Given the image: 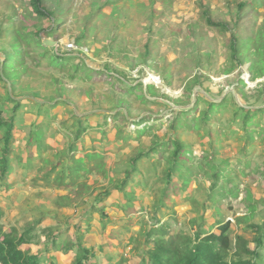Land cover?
Masks as SVG:
<instances>
[{"label": "rangeland", "instance_id": "rangeland-1", "mask_svg": "<svg viewBox=\"0 0 264 264\" xmlns=\"http://www.w3.org/2000/svg\"><path fill=\"white\" fill-rule=\"evenodd\" d=\"M198 1L43 0L51 17L37 24L54 29L57 41L53 52L69 57L64 68L59 69L49 63L48 56L40 55L42 49L20 29L36 20L30 0H0V63L3 52L14 47L24 54L19 74H11L15 78L13 89L0 76V98L4 100L0 104V120L14 116L15 124L10 155L12 173L7 178L8 188L0 192L5 214L2 223L6 227L18 222L23 229L31 228L39 243L30 246V250L47 251L51 241L42 231L51 228L62 237L67 231L73 242L78 233L84 234L83 245L93 250L97 264H116L120 260L121 264H142L145 234L151 228L163 225L169 234H193L197 230L217 233L218 219L229 220L232 240L236 235L251 240L252 234L236 218L246 216L249 222L256 223L263 219L264 113L242 128L237 121L230 123L233 115L229 109H221L208 122L211 139L205 132L184 129L181 139L195 164L186 183L179 175L172 179L175 193L164 192L168 183L160 174L167 163L156 153L142 159L123 191L118 189L128 171L129 157L137 149L147 152L153 142L164 144L172 137V130L165 125L172 110L192 107L201 95L215 103L233 96L245 108L264 107V94L260 93L264 77L250 80L248 70L250 61L255 59L252 39L264 42V3L256 4L251 13L255 26L246 29L244 18L238 27L234 25L235 2L245 0H201L215 20L228 23L229 30L222 31L205 25L199 16ZM16 30H20L19 34ZM232 34L238 39L243 60L236 67H231L234 61L229 51ZM69 44L75 49L66 50ZM147 58L151 66L145 63ZM80 60L87 67L119 76L124 84L137 89L126 96L107 84L91 82L80 75L72 77L75 68L71 64L81 67ZM10 67L15 69V62ZM185 85L192 86L190 99L183 93ZM7 89L10 94H6ZM109 93L127 100L129 123H116L110 116L102 123L103 114L118 111ZM8 96L20 102L14 115L15 104L6 100ZM63 100L65 104H61ZM37 104L53 107L37 110ZM202 108L206 105L200 101L198 109ZM70 111L89 119L86 132L78 141L74 138L77 124ZM122 111L126 112L125 108ZM114 124L123 133H131L133 139L124 144L116 131L109 130ZM35 130L40 139L27 146ZM101 130L109 131L104 136ZM222 131L227 135H220ZM1 137L0 132V153L4 141ZM72 143L77 151H71ZM94 152L101 154L99 170H81L69 186L66 178L59 185L56 183L58 175L67 176L71 158ZM208 160L211 166L205 170L223 169L221 172H227L234 182L222 187L221 195L214 199L209 198L211 178L204 169H197L198 162ZM82 184L85 185L79 194L70 192ZM106 188L110 193L102 201ZM232 190L236 195L230 193ZM67 194L69 200L63 198ZM247 197L260 202L252 217L246 207ZM63 239L68 242L66 237ZM64 255L67 262L71 254ZM35 257L48 261L46 256Z\"/></svg>", "mask_w": 264, "mask_h": 264}, {"label": "trees", "instance_id": "trees-1", "mask_svg": "<svg viewBox=\"0 0 264 264\" xmlns=\"http://www.w3.org/2000/svg\"><path fill=\"white\" fill-rule=\"evenodd\" d=\"M264 3V0H245L244 2H235L236 11V22H234L235 27H238L241 23L240 20L244 18V27L246 29L255 26V22L251 18V13L255 9L256 4ZM199 16L203 20L206 26L211 28L221 29L222 31L229 30V25L226 22H219L215 20L209 13V10L206 5L202 3L201 0L198 1ZM30 6L35 14V22L32 25L22 26V32L25 35L31 37L32 42H36V45L42 49V56H48L49 63L51 65L57 66L59 69L64 68V65L68 63L69 57L65 55H59L55 52L54 46L48 47L43 44L44 38L53 37L57 41L55 37L56 33L54 29L42 28L41 25H38L37 22L42 20H48L51 17L50 11L45 7L43 0H30ZM59 25V24H58ZM1 27L0 26V37L1 36ZM34 30H29V29ZM264 29V25L262 26ZM20 30H16V33L19 34ZM9 31L7 30V35ZM229 43V51L230 59L234 61V64L231 67L240 66L243 64L242 58H240V47L238 46V39L234 34L230 36ZM21 38H24L23 34ZM257 39V38H256ZM80 40H77L79 42ZM252 44L255 47V51L253 56L254 60L250 61V65L248 70L250 72V80L258 79L264 77V42L255 39H252ZM28 46V44H26ZM15 48V47H14ZM13 48V49H14ZM9 50L4 53V58L0 63V76L5 77L7 81L10 82L11 88L13 89L15 78L11 77V74L18 75L19 74V66H23V52H21L20 48H15L14 50ZM146 52L145 55H147ZM147 56L143 58L145 60ZM79 58V57H78ZM15 62L16 67L12 69L10 67V63ZM145 63L151 66L149 63V59L147 58ZM81 67L74 65V62L71 64L72 68H75L74 73L71 75L72 77L75 75H80L91 82H100L107 84L112 88H116L118 91L124 93V95H132L135 91V86H131L128 84H124L122 79L119 76H115L107 71H99L93 68L87 67L83 60H80L78 63ZM11 68V69H10ZM228 71V70H227ZM248 73V72H247ZM2 80V78H0ZM3 81V80H2ZM197 82V79H195ZM193 82V83H195ZM240 85H243L242 80H239ZM190 85V84H189ZM186 86L183 88L184 95L190 97V92L192 90V86ZM260 90V89H256ZM10 90H6V94H10ZM264 94V86L262 88V92ZM115 93H109V99L111 101L116 102V106L118 111L114 113L108 112L107 114H103L102 123L105 122L107 116H110L116 123H129L128 117L130 116V110L127 106V100L123 98L117 97L114 95ZM201 97V98H200ZM200 97L197 96V100L194 105L187 109L180 110H172V115L166 120L165 125L168 126L172 130V137L168 139V141L164 144H155L149 148L147 152H144L142 149H137L130 157H129V167L127 168V173L125 172V176L120 183L119 190L122 192L123 187L130 181L132 174L135 173L138 169V164L142 159L147 158L149 154L156 153L159 155V159H163L166 161L167 165L165 166L161 177L166 179L168 185L167 189L164 191L167 194L175 193V185L172 180L176 175H179V179L186 183L187 179L192 175L191 169L195 164L193 161V157H190L191 152L187 151L185 142L181 139V132L186 128H193L197 133L205 132V135L212 138V133L210 128L208 127V122L211 118L214 117L216 112H219L221 109H229L232 113V118L230 119V123H234L235 121L241 124V127H246L252 118L257 116L260 113H264V107H259L255 109H248L244 106H241L237 101H235L233 96H229L227 99H223L220 102H212L203 95ZM105 98V96H103ZM190 99V98H189ZM201 99V100H199ZM7 101L14 102L13 115L20 107V102L14 100L11 96L6 98ZM142 101V100H141ZM200 101L204 102L206 108L198 109V105ZM4 102L3 98H0V104ZM148 100H143L142 103H147ZM58 103V102H57ZM61 104H65V100L61 102ZM53 106H47L44 104H37V110H41L43 108L44 111L47 108H51ZM125 108V111L122 109ZM120 109V110H119ZM228 110V111H229ZM1 111V110H0ZM70 116L75 118V124H77V128L74 131L75 133V141L81 140L82 133L86 132L87 122L89 119H86V116L79 117L75 112L70 111ZM159 120V119H155ZM83 121L84 125L83 126ZM133 123H137L132 121ZM14 116H11L10 119H1L0 120V132L2 134L3 141V150L0 153V185L1 187H6V178L12 172V166L10 164V155L12 153L11 144L14 140ZM116 131L118 138H123L124 144L128 142L131 138L132 134L129 132L123 133V130L117 125L109 129ZM109 130H101V133L106 135L105 132ZM233 134L236 132L233 130ZM220 135H227L224 131L220 132ZM262 136V133H259ZM250 137V135L248 136ZM40 139L39 131H34L30 136L27 146L32 145L34 141H38ZM38 148L41 146L38 145ZM71 151H77L78 147L76 144L72 143L70 146ZM30 156V153H29ZM97 158H100L97 160ZM84 159H87L86 162ZM97 160V161H95ZM160 164V161L157 162ZM101 154H97L96 152L91 154H86L83 157L79 158H71L68 162L69 171L67 172V176L58 175V185L63 182L66 178L69 180L68 186L74 184V176L79 177L80 171L84 170V172H92V170H99L101 168ZM94 166V168H90ZM211 166V161H205L204 163H199L197 165L198 171L204 169V174L209 175L211 178V186H210V199H214L216 195H221V188L225 185L233 184L232 178L226 172L222 173L223 169L214 168L211 172L205 170L204 167ZM207 167V168H208ZM46 168V166H45ZM43 168V169H45ZM60 176V178H59ZM222 178V184H219V180ZM45 179V176H43ZM48 179V178H46ZM85 184L78 185L75 189H72L70 192H76L79 194V189ZM221 185V186H219ZM104 195L102 197V201H105L106 196L109 195V191L107 188L104 191ZM69 193V194H71ZM232 195H236L235 190L230 192ZM69 194L64 195L63 198H67L69 200ZM225 195V194H224ZM249 195V194H248ZM246 207L248 209V213L253 216V213L256 209H258L260 202L257 200H253L250 197H247ZM264 201V200H263ZM102 217L103 211L101 210ZM3 212L0 210V264H43L39 258L35 257L36 255H32L30 253L29 247L23 248V245L35 243L38 241V235L32 234L31 228L23 229L22 232L19 231L16 227H10L8 230L5 229V226L2 223ZM246 216L237 217V221H241L244 223L245 231H248L252 234L251 240L246 239L242 235H236L234 240L230 237V229L231 223L229 220L226 222L223 219H218L217 223V233L216 232H207L204 230H197L193 234L188 233H175L169 234L167 228L163 225H159L155 228H151L145 234L144 241V252L142 256V264H264V214L263 219L260 223L249 222ZM31 231V234L29 233ZM44 235H46V239H51L50 248L48 250H61L64 251H73L74 258L70 264H97V262H93L94 253L91 248H88L83 245L84 235L82 233L77 235L75 242H66V240H53L54 233L51 228H46L42 231ZM156 235V236H154ZM251 242L255 243L254 247H251ZM77 249H74V247ZM122 261L116 263L121 264ZM44 264H54L52 262H47Z\"/></svg>", "mask_w": 264, "mask_h": 264}, {"label": "crops", "instance_id": "crops-1", "mask_svg": "<svg viewBox=\"0 0 264 264\" xmlns=\"http://www.w3.org/2000/svg\"><path fill=\"white\" fill-rule=\"evenodd\" d=\"M12 173V172H11ZM10 173V174H11ZM10 174L8 175V177L10 176ZM7 177V178H8ZM7 178H6V184H7V186L6 187H1V185H0V192L3 190V189H7L8 188V186H9V184H8V182H7ZM1 194V193H0ZM0 198H1V195H0ZM0 206H1V208H0V210L3 212V217H4V208H2V207H4L2 204H0ZM2 217V218H3ZM21 223H8V225L5 227V229L6 230H8L10 227H16V228H18L19 229V231L20 232H22V230H23V227L20 225ZM4 225V224H3ZM54 233V232H53ZM78 234H80V233H78ZM84 235V234H83ZM64 237H66L67 238V240H68V242H72L73 240H69L68 238V233H67V231L65 232V236H63L62 237V234H60L59 233V231H56L55 232V234H54V236H53V240H58V241H60V240H65V239H63ZM50 241H51V239H50ZM39 243V242H38ZM38 243H31V244H26V245H23L22 247L23 248H25L26 246L27 247H29V249H30V246H33V245H38ZM41 243V242H40ZM87 247V246H86ZM48 248H50V243L48 244V246H46V249H47V251H44V252H42V253H39V251L38 250H35V251H32V250H30V251H32V255H36V256H46V258H47V260L48 261H42L43 262V264L44 263H46V262H52V263H54V264H70L71 262H72V260H73V258H74V252L73 251H64L63 249H61V250H48ZM89 248V247H88ZM46 253V254H45ZM64 253H68V254H71V256H70V258L67 260V262H64L65 260L64 259H66L65 257H66V255H64ZM95 257H96V255H95V253H94V259H93V262H97L96 260H95ZM108 261L110 260V258H108L107 259Z\"/></svg>", "mask_w": 264, "mask_h": 264}, {"label": "water", "instance_id": "water-1", "mask_svg": "<svg viewBox=\"0 0 264 264\" xmlns=\"http://www.w3.org/2000/svg\"><path fill=\"white\" fill-rule=\"evenodd\" d=\"M43 44L48 46V47H53L56 44V42L52 39L44 38Z\"/></svg>", "mask_w": 264, "mask_h": 264}, {"label": "built area", "instance_id": "built-area-1", "mask_svg": "<svg viewBox=\"0 0 264 264\" xmlns=\"http://www.w3.org/2000/svg\"><path fill=\"white\" fill-rule=\"evenodd\" d=\"M72 49H75V47L73 46V44H69L66 48V50H72Z\"/></svg>", "mask_w": 264, "mask_h": 264}]
</instances>
